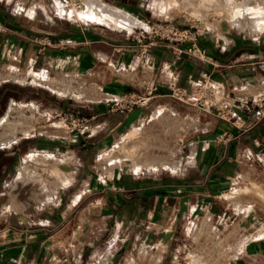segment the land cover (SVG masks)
Returning a JSON list of instances; mask_svg holds the SVG:
<instances>
[{"label":"crops","instance_id":"1","mask_svg":"<svg viewBox=\"0 0 264 264\" xmlns=\"http://www.w3.org/2000/svg\"><path fill=\"white\" fill-rule=\"evenodd\" d=\"M47 1L21 0L23 6L19 8L17 0H0V71H13L14 65L33 70L37 63L46 69L54 63L53 73L57 77L77 80L85 76L89 101L74 98L69 84L61 81L55 80L54 90L49 91L60 101L75 102L72 106L51 105L55 112H80L89 119L90 129L85 135L73 136L65 130L67 137L56 142L72 159L69 178H60L64 185L68 184L51 199L27 208L19 225L5 221L0 229V264H109L111 251L115 252L112 259L129 252L135 241L153 237L155 225L171 231L160 264L165 260L174 264L178 259L175 249L179 240L175 236L179 223L197 216L213 218L219 227L234 212L243 210L241 202L238 208L230 204L227 192L237 188L250 191L238 182L245 178L243 164L264 150V120L256 122L253 114L241 112L247 131L238 129L215 113L172 98L171 85L192 92L201 76L208 73L223 91L247 97L264 85L259 75L239 62L256 60L264 50L237 37L228 38L229 42L224 44L211 33V37H200L197 42L207 52L206 63L188 52L191 43L165 41L152 50L150 64L142 66L138 46L127 40V34L134 29L143 30L147 22L186 28L179 11L162 5L161 13L154 0H102L141 23L133 29L116 30L106 23L74 22L61 16L76 19L70 13L71 0L67 5L69 11L60 5L62 0H52L61 15L54 14ZM130 6L134 12L128 9ZM46 38L53 46L46 45ZM32 75L36 78V74ZM152 86L157 91L149 106L130 113L111 112L110 102L125 94H141ZM95 89L98 101L90 99ZM153 108H167L191 122L181 132L178 163L168 169H143L139 173L131 171L125 157H121L120 165L109 162L110 169L103 165L101 153L114 143H122L138 129L129 132L134 126L150 116ZM184 109L192 113H183ZM62 125L48 124L55 131ZM121 134L124 136L119 137ZM6 145L9 146L0 150V198L11 196L8 191L15 182L24 184L42 178L39 171L27 164L20 177L13 179L12 172L20 157L19 142L9 141ZM45 157L43 163L54 156ZM53 172L62 176L59 170ZM241 194L237 192L231 197ZM3 206L0 202V209ZM241 228L245 232L237 243L242 256L235 264H264V237L254 239L264 229V214L256 211L255 216L242 222Z\"/></svg>","mask_w":264,"mask_h":264},{"label":"rangeland","instance_id":"2","mask_svg":"<svg viewBox=\"0 0 264 264\" xmlns=\"http://www.w3.org/2000/svg\"><path fill=\"white\" fill-rule=\"evenodd\" d=\"M17 1L19 2V6L17 7L21 8L23 6L21 0ZM178 1L181 2L154 0L159 5V9L157 10L161 13L164 12V10L160 9L162 5L169 8V10L179 11L177 14L180 16L182 22H185L186 28H189L190 25L197 28L193 31H198L199 39L200 37L212 36L206 30L205 26L207 25L205 24H207L206 22L214 23L218 25L220 32H223L227 38H243L256 49L264 50V32L260 35H247L240 28L233 27L230 23L227 12L230 5L227 0H194V8L188 7L185 4V0ZM237 1L245 2L246 0ZM47 7L54 14L61 15L60 8L52 0L47 1ZM119 7L123 8L124 6ZM64 9L69 11L70 6H66ZM128 9H131L130 11L132 12L135 11L133 6H130ZM195 10L199 12V15H193ZM61 16L69 18L74 22L96 23L71 19L68 15ZM108 26L116 30H125L111 25ZM134 31L137 30L134 29ZM214 39L218 40L216 37ZM12 68L13 71H8V74L5 72V68L0 71V75L2 74L3 76L0 78V138L5 136L3 138L5 141L0 146V150L5 146H9L6 145L9 144V141L19 142L20 157L17 159L15 169L12 172L13 179L20 177L22 168L27 164L32 169L39 171L42 178L40 181L30 180L24 184L22 182H15L13 188L8 191V194L11 193V196L8 195L0 198V202L4 205L0 209V229L6 220H12L15 225H19L23 220L22 215L27 213L25 212L27 208L30 206L34 207L35 204L51 199L60 188L68 184L64 185L63 183L65 182L63 181L62 183L61 180L63 179L62 177L69 178L68 173L71 171L70 163L72 159H70V155L66 150L55 145L56 142L63 140L61 138L67 137L64 132L66 126L55 131L48 124L54 125L57 121L55 120L56 114L61 112L60 110L55 112L51 108V105L67 104L72 106L75 102L67 99L60 101L56 95H53L49 91L54 90L53 82L57 80L69 84L74 98L89 101V84H87L85 76L77 80L66 76L57 77L53 73L56 70V64L54 65V63L46 69L42 68L39 63L34 65L33 70L18 65H14ZM32 74H36V78ZM34 79H37V81H34ZM90 99L93 101L99 100L96 89L95 94ZM183 113L192 112L184 109ZM15 124L19 130H13L16 126ZM190 124V121H185L177 113L167 108H153L149 117L129 131L131 132L135 128H140L141 131L139 130V133L130 138L125 137L122 143H114L111 148L101 153L100 159L103 165L110 169L109 162L112 165H120L121 157H125L127 159L126 162L132 166L131 171L133 173H139L143 169L171 168L181 158V132ZM24 128L32 131L28 134ZM20 129H24V133ZM140 134L141 136L138 139L133 140L134 137ZM124 135L121 134L119 137ZM110 150L112 151L110 152ZM48 155L54 157H48L47 163H43L42 160ZM263 157L264 150L258 156L243 164L242 174H244L245 178L238 183L243 187L248 186L250 191L244 190L249 194L243 193L244 190L242 188H237L234 192L230 190L227 192L228 198L231 199L230 204L238 208L240 206L239 202H241L243 210L240 209L234 212V214L228 217L227 222L219 227L213 218H198L197 216L181 224L179 223L178 226L180 228L177 229L175 236L179 240L175 249L178 259L174 264H235L241 258L242 252L239 251L241 246L237 243V240L245 232L241 228L242 222L245 223V220L251 215L255 216L256 211L259 214H264ZM4 162L6 163V160ZM8 162L10 161L8 160ZM54 170H59L62 176H56L53 172ZM238 189L239 191H237ZM237 192L243 194L235 198L231 197L232 194H237ZM8 206L11 208L9 209ZM244 207L249 210H244ZM263 232L264 229L260 230L254 239L264 237ZM152 233L153 237L135 241L133 249L130 248L129 252L126 251L125 254H119L115 259H112L115 252L111 251V259L108 263L131 264L134 260L137 264H160L162 256L167 252L165 241L171 231L155 225L154 232ZM155 233H157V236ZM151 238H154V240L151 241ZM142 247L145 248L143 251ZM94 263L96 262H92L91 264ZM52 264H55L54 261H52ZM98 264H102V262ZM163 264L172 263L165 260Z\"/></svg>","mask_w":264,"mask_h":264},{"label":"built area","instance_id":"3","mask_svg":"<svg viewBox=\"0 0 264 264\" xmlns=\"http://www.w3.org/2000/svg\"><path fill=\"white\" fill-rule=\"evenodd\" d=\"M149 28L137 30L127 34V40L135 43L139 49V62L142 66L150 64L152 50L162 42L191 43L188 52L197 57L201 62H207V52L199 48L198 31L195 26L181 28L173 23H151L147 22ZM46 45L53 46L51 40L46 38ZM181 55V53H179ZM238 63V62H237ZM250 68L254 75L261 77L264 85V51L259 53L256 60L239 62ZM172 98L182 104L197 108L206 113L215 115L238 129L246 130V120L241 112L253 114L256 122L264 120V88L247 96L240 98L235 91H223V89L211 80V75L205 73L196 83L192 92H188L176 85H171ZM157 88L152 86L141 94H125L119 99L110 102V110L114 113H130L137 108L147 107L155 98ZM55 119L66 126L70 136L75 134L85 135L90 129V121L80 112H60ZM228 140V138H226ZM264 234V233H263Z\"/></svg>","mask_w":264,"mask_h":264},{"label":"bare ground","instance_id":"4","mask_svg":"<svg viewBox=\"0 0 264 264\" xmlns=\"http://www.w3.org/2000/svg\"><path fill=\"white\" fill-rule=\"evenodd\" d=\"M174 1L177 3L181 2L178 0H174ZM227 1L229 2L230 5L229 8L227 9L228 17L233 27L240 28L244 33L251 36L258 34L260 35L261 33L264 32V0H246L245 2H238L237 0H227ZM70 2H71L70 3L71 16L79 20L106 23L111 26H118L129 29H133L141 25V23L130 13L118 9L108 3H105L102 0H71ZM68 4H69L68 0H62L60 5L64 7L67 6ZM185 4L188 5V7L194 8L195 1L185 0ZM193 13H194L193 15L195 14L199 15V12L196 10ZM206 23H207L205 24L207 25L205 26L206 30L216 35L219 41L223 42L224 44L229 42V39L223 34V32H220V28L218 27V25H215L214 23L213 24L208 22ZM148 28H149L148 26H145L141 29L146 30ZM49 119H51V117ZM56 123H61V122L57 120L55 124ZM15 127H17V125ZM15 127L13 128L14 131L19 130L18 127L17 128ZM58 127L63 128L64 125ZM139 130L140 128L135 130L133 133L129 134L127 137L130 138L135 136L137 133H139ZM25 131L26 133L29 134L32 130L29 131V129L28 130L25 129ZM22 133H24V131ZM3 138H0V145L5 141ZM141 249L143 251L145 248L142 247ZM131 264H137V263L136 261L133 260Z\"/></svg>","mask_w":264,"mask_h":264}]
</instances>
